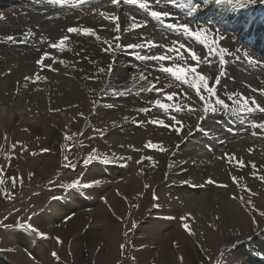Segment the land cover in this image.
I'll return each mask as SVG.
<instances>
[{
    "label": "rangeland",
    "instance_id": "rangeland-1",
    "mask_svg": "<svg viewBox=\"0 0 264 264\" xmlns=\"http://www.w3.org/2000/svg\"><path fill=\"white\" fill-rule=\"evenodd\" d=\"M105 1L111 4V0ZM102 2L104 0H86L83 3L74 0L73 3L57 5L52 3V0H32L30 3L31 12L35 10L37 14L42 16L41 20L47 21V24L51 25L54 31L50 30L42 22H30V18H26L23 20L25 25L22 27L25 35L17 34L14 36L23 41H25L24 38L27 40L24 43H20V40H18L13 42V44H8L20 48L22 46L33 47L39 54L33 60L34 70L27 76L40 74L46 79L37 81L38 84L35 82L36 85L29 81L30 85L33 84L36 88L40 86L39 89L41 90L43 89L41 85L45 86L54 83L63 88L61 98L66 94L68 95L61 100L62 102L56 98L48 97L46 104L30 103L23 95L21 87L26 83L24 77H21L24 83L17 82L15 83L17 88H14L13 91L10 90L9 103H25L31 107L32 114L29 112V114L11 116L9 121V124H12L11 127L3 126L4 123H7L6 116L0 117V169H2L0 171V179L4 180V184L0 185V264H4L7 261V254L3 251L5 248H2L1 244L6 237L11 235L21 241L19 246H23V249L26 248L28 250L29 258L33 264H50V262L52 264L55 260L60 262V264H76V261H78V264H96L97 261L92 258L90 252V245L98 235L96 231L100 229L93 227L91 218L81 229L80 234H86L85 231L89 227V229L92 228L93 230L91 235L94 238L89 241L86 239L87 235H85L86 237L84 236V239L80 240V247L75 245L77 246H74L75 249L71 248L70 243L75 238L70 235L71 237L69 236L66 249L62 251L63 253L55 252L53 244L58 241L55 235H57V231L61 230L62 224L67 223L71 217L75 218V215L79 214L78 211L86 207L85 211H90L88 209L92 206L85 205L81 207L74 203V199L77 198L86 204L93 200L89 193L95 189L94 187L103 186L102 190L104 193L111 189V180H87L93 170H102L105 174L108 173L107 175L109 176V169H114L115 172L122 174L121 172H125L129 166H133L137 173L143 174L145 180L143 181L142 192L140 194H132L134 196L131 195L129 197L132 200L127 204L125 218H117L122 226L120 239L121 245H124V247L121 248V245L119 246L118 260H115L112 264H152L151 257L139 260L137 255L142 246L139 249L138 245H135V239L145 238L144 240H147V236L141 234L140 225H147L148 222L154 221H166V224H160L159 234H163L164 231H169L172 228H180L186 231L185 233H188L192 241L191 244L197 251V259L195 256L197 264H230L227 262L232 258H230V255L235 254L233 252L236 251V247H243L247 250L249 247L246 246V243L252 242L256 237L258 238L260 236L259 233L264 234V216L260 215L261 212H264V181L259 179V176L264 174V133L251 126L252 121H264V113L256 112L249 116H244L243 114L232 115L230 112L218 111L204 114V102L199 99L194 89L175 80L170 74L162 73L159 70L160 61L142 58L159 54L173 55L175 57L176 53L170 52V49L172 47L178 48L180 44H183L184 48L180 50V54L183 55V52L188 57L183 55L184 60H175V63H187L197 66L198 71L202 73L206 72V68L211 71L215 66V62L218 65L220 64L219 59L212 62L214 59L213 56L209 57L208 49L200 44L201 48H198L194 37L185 36L182 30L180 32L172 31L165 25L167 23L179 25L182 22H187L190 27L207 22L219 28L220 20L224 19V23H227L226 25H228L229 21H227V17L219 19L220 15L217 16V14L208 16V7L206 9L198 8L196 12H191L192 6L197 4L198 0H148L149 9L147 10L140 9L138 5L125 3L121 0V3L116 5L118 11L114 13L120 18L121 31L118 34L114 32L115 24L110 20L103 19L104 22L100 20L101 23L85 20L95 8L103 4ZM128 5L132 10H128ZM38 6L42 8H38ZM237 9H245V12H242L244 15L258 14L259 19L248 21V23H255L257 29L258 26H261L260 23L264 22V0L246 3L243 9L241 6L240 8L237 7ZM150 10L166 11L169 15L161 21H156L150 16ZM127 12L129 16L126 14ZM30 13L24 12L23 14ZM11 15L18 17L20 14ZM67 18L71 19V22L65 23L64 27L56 28L57 19L65 21ZM132 18L143 24L145 28L143 26L135 29L136 31L129 30L125 32L122 26L133 22ZM145 21L147 22L146 24ZM108 22L111 25L113 24L111 28H109ZM121 22H124V24ZM70 26L92 27L97 31L101 40L97 41L94 37L68 34L66 29ZM234 28V26L232 29L227 26L223 29L232 36L231 31L236 32L237 29H244L245 27L238 26L236 29ZM133 32H136L135 35L139 37L136 42L131 37ZM258 33L259 31L255 35L243 36L240 40L233 38V41H239L237 43H240H236L234 50L230 52L229 58V67H233L237 72L236 84L241 80L240 83L250 81L239 73V64L246 61L253 62V70L262 72L264 77V40H259ZM62 35H69L65 50L61 52L59 49L50 48V44L57 42ZM116 35H120V40L118 41L120 47L114 48L110 52L103 51L102 49L107 47V45L103 44V40L107 39L114 44L116 43L114 39ZM149 40L154 42L155 47L149 48L147 46V41ZM131 42L146 46L140 49H129L127 44ZM189 49L201 57L199 65H196V62L191 60ZM44 52L57 57L55 62L46 61V63L52 64L56 71H51L47 68L41 70L36 64V61ZM137 52L139 55L134 54ZM59 60H64L65 63L60 64ZM209 60L211 61L210 63ZM163 63L165 66H171L173 61H164ZM110 64L112 67L109 70L108 66ZM99 68H104L106 71L98 73ZM223 70L224 65L213 72V80L210 86L220 87L224 81L229 80V76L232 73L230 69L227 73H223L220 83L216 84L215 77L220 75ZM116 73L118 74L116 75ZM141 74L146 77L145 82L139 79ZM148 81H151L156 88L162 89V91L150 92L146 90L147 93L141 91V88L146 89L150 86ZM72 89L76 92L72 91ZM260 89H264V83L259 86ZM171 93L176 95L172 101H167L165 97ZM204 94L206 95V93ZM250 97H255L257 103L264 107V93L258 91L257 94H253ZM24 98L26 100L23 102L22 99ZM156 99H160L165 103L180 104L181 111L176 112L173 108L165 112L154 105L153 102ZM66 101L69 104L64 106L63 104ZM189 106L195 111H189ZM142 107L149 108L150 112L141 113L139 109ZM172 116L180 120L181 124L176 125L175 121L171 120ZM23 118L30 121L26 125V129L21 128L25 122ZM153 119L157 121L164 120L165 124H171V126L164 127L152 124L149 121ZM34 122L37 124L35 127ZM122 123L127 124V126L121 125ZM177 127L180 129L178 132L174 130ZM187 132L193 134L185 140L184 138L186 137L184 135ZM66 136H71L72 139L66 140ZM193 136L200 138L198 139V144L203 146V150L209 154V161L205 163L202 160L198 162L196 158V160L194 159L198 166H195L196 170L203 168L205 176L202 180L193 179L200 183L189 185V187H186L185 193L193 191L191 197L197 199L204 195V191H208L210 197L216 202L220 201V195H223L222 199L224 200L221 201L228 213L231 214L234 211L241 215L239 218H246L250 223V230L246 231L245 234L248 236L245 239L237 240V242L232 244H222L217 248V251H214L213 245L209 241L211 236L216 234L218 228L215 222L204 219L206 216L199 210V201L186 202L192 205L185 209L182 206L183 204L177 205L172 201L168 191H166L170 189L168 183L171 179L179 174L178 162H181V159L178 155L182 154L180 146L183 142L184 145L189 143L190 138ZM180 138L184 139H182V143H175ZM135 139H137V143H135ZM239 139L241 140L240 146L232 148L230 146L232 142ZM119 140L122 142L117 143ZM148 141L162 144L167 151L160 152L158 149L145 147ZM13 144L17 148L13 149ZM250 149L251 151H249ZM233 153L236 160L243 159L245 167H239L236 160L229 162L226 154ZM37 155L57 156L59 158L58 167L49 168L45 172L33 168L32 173V166L29 165ZM198 155L202 156V153L199 152L195 157H198ZM65 156L69 158L68 161H65ZM89 156H93L94 159L86 165L84 160ZM147 156H151L153 159L137 163L142 157ZM105 159L109 162L105 163ZM252 162L257 165L255 170L251 167ZM69 163L75 165V167H68L67 164ZM218 163L223 167V176L218 170H210V167H215ZM254 171L255 175H253ZM29 173H32V175L29 176ZM162 174L164 179L160 181ZM233 176L238 178V182H233ZM13 177L17 178V186L15 188L11 187ZM152 177H157V181H154ZM21 178L23 180L22 184L19 183ZM110 178H113V176ZM209 179H212L215 183H208ZM95 181H99V183H95ZM73 182L78 183L79 187L70 188L69 185ZM86 184L90 185V187H84ZM171 187H176L178 190L181 188V186L177 185ZM144 201L150 203L143 208L142 204ZM249 201L251 203H248ZM53 203L58 206L68 207V209L66 212L64 210L62 212L59 211L58 216L55 215L54 219L49 222L47 218L42 217L44 214H48V218L52 217L50 206ZM174 209H177L178 212H174ZM113 217L114 215H111L109 221ZM181 217H185V220H182ZM45 220L48 221L47 226L41 227L40 221ZM185 222L189 224L191 231L185 230L183 227ZM29 225L32 227L29 228ZM164 225L167 226L163 227ZM236 230L240 229L237 228ZM40 232L45 235H39L38 233ZM48 237L51 240V244L47 241ZM97 241L94 254L99 251V248L104 243V241L96 238L95 243ZM261 242L264 244V241ZM252 245V247L255 246L256 254L250 255L252 252H247L252 256L256 264H264V249L253 243ZM157 247L159 248L160 246L157 244ZM151 249L155 250V246L146 249L143 252V257H147L146 252ZM64 250L66 251L64 252ZM54 252L58 253L59 259L52 255ZM173 252L176 264H183L182 256L177 252L176 248L173 249ZM65 253L68 255V261L64 260L63 254ZM44 257H48V262H45ZM236 264H238V261ZM241 264H244V262Z\"/></svg>",
    "mask_w": 264,
    "mask_h": 264
},
{
    "label": "bare ground",
    "instance_id": "bare-ground-1",
    "mask_svg": "<svg viewBox=\"0 0 264 264\" xmlns=\"http://www.w3.org/2000/svg\"><path fill=\"white\" fill-rule=\"evenodd\" d=\"M31 1L32 0H0V13L3 14V16L0 17V33H1V36H0V117L6 116V122L8 123V124L4 123V125H3L4 127H11L12 126V124H9L11 116L29 114V112L31 113V109H30L31 107L30 106L26 105L25 103L20 104L19 102L17 104H13V103L10 104L8 98L11 97L10 90L13 91L14 88H17V87H15V83H17V82L18 83H24L22 81L21 77H25V76L29 75V73L32 70H34L33 69L34 68L33 60H35V58H37L39 55L37 53V51H35V48H33V47H29V46L23 47L22 46V48H20V47H17L15 45L14 46L8 45L11 43L13 44V42H8V41L4 40V36H8V35L14 36L17 34L25 35L23 33L24 30L22 27L25 25V22H23V20H25L26 18H30V20H29L30 22H34V21L42 22L43 24H46L50 30L54 31L52 29L51 25L47 24V21L41 20L42 16L37 14L35 12V10H32V12H31V7H30ZM163 1H166V0H163ZM102 3L103 4L100 7L95 8L94 11L92 12V14L89 15L88 17H86L85 20H90L92 22L96 21L98 23H101L100 20L103 21V19H105L103 16L100 15L101 12L111 15V14H114L115 12L118 11L116 6H113L112 4L107 3L105 0ZM198 3L201 4L200 8H202V9H206L208 7L207 8V15L208 16L209 15L213 16L214 14H217V16L220 15L219 19L227 17V21H229L228 25H226L227 23H224V19L220 20L221 23L218 24L219 28H217L218 26L210 25L207 22L201 23L199 25L190 26V29H192L193 31H198V30L203 31L206 29L207 31L205 34L207 35L210 42L212 40L216 41L217 49L224 48V49L228 50L226 55H225V59H226L227 63L224 65L223 73H227L229 69L231 70L232 73L229 76V80L224 81L222 83V86L215 87L216 91H217V96L221 99H224L226 103L231 105L232 102L229 101L227 99V97H228V95H230L234 92L235 93H242L243 95H245L247 97H250L253 94H257V92L259 90V86L264 83V77H263L262 72L253 70V66H254L253 62L246 61L245 63H241L238 66L239 67V73L241 75H244L243 77H246L250 81L240 83L242 81L241 80L238 84H236L237 72L234 70L233 67H229L230 66V59L229 58H230V52L232 50H234L236 43L239 42V41H233V38L235 40H240L243 36L255 35L259 31V33H258L259 40H264V22L260 23L261 26H258V29H257V25L255 23H252V22L248 23V21H250L251 19H259V15L256 13L244 15L242 12H245V10L237 9V7L240 8V4L246 5L247 0H240L239 4L236 3V0H233V3H229L228 0H208L207 3H205L204 0H198ZM257 4H259V3H257ZM6 6L8 9L6 8ZM40 7L41 6H38V8H40ZM127 8H129L128 10H132L129 7V5ZM242 9H243V7H242ZM48 10H49V8H48ZM134 11H136V10H134ZM24 12H29V13L31 12V13L30 14H23ZM11 14H20V15L18 17H13ZM126 14L129 16L128 12ZM4 18H6V19H4ZM122 18H124V17H122ZM125 20H123V21H125ZM232 21H233V23H232L233 25L231 24ZM68 22H71V19L67 18V20H65V21L57 19L56 28L57 27H64L65 23H68ZM109 22H108V26H109V28H111V26L113 24L111 25ZM125 22H127V21H125ZM121 23L124 24V22H121ZM182 23H184V22H182ZM257 24H258V22H257ZM93 25L95 26V24H93ZM128 25L129 24L126 23V25L122 26V29L124 30L125 28H128ZM227 26H229L231 29L233 28V26L235 27L234 29H236L238 26L245 27V28L244 29H242V28L237 29L236 32L231 31V34H232V36H231L230 34L226 33L225 30L223 29L224 27H227ZM144 28H145V26H144ZM129 34H131V33H129ZM135 34H136V32H133V34H131V37H132V40H134L136 42L139 40V37L136 36ZM21 38L23 39V37H21ZM226 39H227V41H225ZM18 40H20V39L17 38V41ZM24 40L26 41L27 39L24 38ZM2 41H4V42H2ZM197 43H196L197 47L201 48L199 46V43L198 44ZM237 44H240V43H237ZM123 46H124V44H123ZM241 46H242V42H241ZM238 47H240V46L238 45ZM151 51H152V49H151ZM182 54L185 55V57H188L187 54H184L183 52H182ZM212 56L214 59V60H212V62H215L217 59H219L218 54L212 55ZM220 67H221V65L220 64L218 65L215 62V66H214V68L211 69V71L207 68L205 69L206 72H204L203 74H205L209 77L210 83H212V80H213V72L218 70ZM117 74L118 73H116V75ZM33 76H34V74H33ZM60 83H61V81H60ZM36 84H38V82H36ZM246 84H248V86H246ZM35 85H33V84L30 85V82H29L27 88H25L24 85L21 86L22 91H23V95L25 96V98H27L28 102L33 103V104H39V105L46 104V102H47L46 100L48 99V97L56 98L59 101H61L62 99H65L66 96L68 95V94H66L64 97L61 98L63 88L62 87L60 88V86H57L54 83H52V84L50 83V85L47 84L45 86L41 85L43 87V89H41V90L39 89L40 86H37V88H36ZM223 85H225V86H223ZM115 87H114V89H115ZM254 90H256V91H254ZM72 91H75V90L72 89ZM145 92H146V90H145ZM137 96H135V97L137 98ZM142 96H144V95H142ZM25 98L22 99L23 102H24V100H26ZM216 98L217 97L211 98L213 103L215 102ZM68 104H69V102L66 101V103L63 105L67 106ZM249 115H251V114H248L246 116H249ZM244 116H242V117H244ZM23 120L25 122L22 124L21 128L26 129V125L30 121L28 119H25V118H23ZM243 122H244V120H243ZM210 123H211V121H210ZM210 123H209V126H210ZM245 124H246V122H245ZM35 125H37V124H35V122H34V127H35ZM121 125L127 126V124L125 125L123 123ZM201 126H202V123H201ZM36 128H37V126H36ZM126 131H127V129H126ZM192 134L193 133H191V132L185 133L184 136L186 138H184V139L187 140L189 138V136ZM18 138H20V137H18ZM205 138L207 139V137H205ZM180 139H177L175 141V143H177V142L182 143V141L184 139L183 138H180ZM198 139H200L198 136L196 138H195V136H193L192 138H190L189 143H186L184 145L183 144L184 142H183L181 144L180 152L182 154L178 155V156L181 159V162L182 161L184 162V165H183V162H182V164H181V162H178L179 174H177V176L173 177L169 183L167 182L169 184L170 189H168L166 191H168L170 197L172 198V201H174L177 205L183 204L182 206L185 209H188V207L192 205V204H187L186 202H191V201H195V200L199 201V205H198L199 210L202 212V214H204V216H206V218H204V219H206V221L215 222V224L218 228V230H216V234L214 236H211L210 241H209V243L211 245H213L214 251L215 250L217 251V248L222 244H228V243L232 244V243L237 242V240L245 239L246 236H248L245 234L246 231L250 230V226H249L250 223L248 222V220L246 218L245 219L239 218V216H241V215H239L238 213H236L234 211H232L231 214L228 213V211L224 207L223 202L221 201V200H224V199H222L224 197L223 195H220V198H219L220 201L216 202L212 199V197H210V193L208 191H204L205 192L204 195H201L197 199H194L193 197H191L193 194V191H190V193H185L186 187H189V185L192 186L194 184L200 183L199 181L196 182L193 179L202 180V178L205 176V174H204L205 171L203 168H201V169L199 168L200 170H196L195 166L196 167H198V166H197V163L195 160L197 159L198 162L202 160L205 163L209 161L208 160L209 154H207L203 150V146H200L198 144ZM20 141H19V143H20ZM121 142L122 141L119 140L117 143H121ZM117 143H115V144H117ZM135 143H137V139H135ZM240 144H241V140L239 139V140H236L235 142H232V144L230 146L232 148H234L235 146H240ZM185 146H187V147H185ZM172 147H173V145H172ZM199 152L202 153V156L198 155V157H195V156H197V154ZM167 155H168V153H167ZM54 156H51V157L45 156V155L35 156V158L33 159V162L31 161V163L29 165V166H32L31 167L32 173H33V168H35V170H41V172H45L49 168L58 167L59 158L57 156H55V157ZM109 170H110L109 176L110 177L113 176V178H110L107 175L108 173L105 174L104 171H102V170H93V172H91V174L87 180H89V181L98 180V179H107V181L111 180L110 181L111 185H112L111 189H109L107 192L104 193L102 190L103 186L94 187L95 189L91 190L89 193L92 196L93 200L89 201V203L87 202L86 204L83 201L78 200L77 198L74 199V203L80 205L81 207H83L85 205H90L92 207H90L88 209V210H90L89 212L85 211L87 207L85 209L78 211L79 214L75 215L76 216L75 218L71 217V219H69V220L67 219L68 220L67 223L62 224L61 230L57 231V235H55L56 238H59V240L55 241L53 244L55 252H57V251L62 252L63 249H66L67 241H68L70 235H72V237L75 238L70 243V246L72 249L73 248L75 249V247H77L75 245H78L80 247V240L84 239L85 235H87V237L85 236L86 239H88L89 241H92V239L94 238L93 235H91L92 231H93L92 228L89 229V227H88L87 230L85 231L86 234H80L81 229L87 224V222L89 221V218H91V222L93 223V227H98L100 229V230L96 231V233L98 235L94 238V241H92L91 245H90L91 246L90 252L92 254V258L97 261L96 264H112V262H114L115 260H118V255L120 252L119 246L122 244L121 239H120V237H121L120 233L122 232V230H121L122 226H121V223L118 222L117 218H119V219L125 218L126 211H127V204L130 202V200H132V199H129V197H131L132 194H140L142 192L141 189L143 186V181L145 180V176L141 173H137V171L134 170L133 166H129L128 168H126L125 172H121L122 174L115 172L114 169H109ZM210 170H218V172L221 173L223 176V167L219 163L215 167H210ZM162 171L164 172L163 169H162ZM247 172H248V170H247ZM262 175H264V174H262ZM152 178L154 181H157V179H156L157 177L156 178L152 177ZM163 179H164V175L162 174V176H160V181H162ZM106 183H108V182H106ZM146 184H147V180H146ZM176 185L181 186V188H179V190H178L176 187H171V186H176ZM132 196H134V195H132ZM149 203L150 202L144 201L142 204L143 208L148 206ZM50 208H51L50 212L52 213L51 214L52 217L48 218V216H47L48 214H44V216L42 217V218H47L49 222H51V220L54 219V216L57 215L59 211L62 212L64 210L66 212L68 209V207H63L60 205L58 206L55 203H53L50 206ZM68 212H70V211L68 210ZM174 212L177 213L178 212L177 209H174ZM159 213H161V212H159ZM111 215H114V217L112 218L111 221H109V218ZM86 218H88V219H86ZM46 221L47 220L40 221V223L42 225L41 227L47 226L48 221L47 222ZM160 224H166V221L165 222H162V221L161 222H155L154 221V222H148L147 225L146 224L140 225L139 229L142 231L141 234H143V236H147V240H144L145 238H142V239L136 238L135 239V245H138L139 249L142 246V249H140L138 251V255H137L139 260H141L142 258L151 257L152 258V264H176L175 255L173 252V249L176 248L177 252L180 253V255L182 256V259L184 262L183 264H197L196 259H197L198 254H197V251L195 250V248L193 247V245L191 244L192 241L190 240L188 233H185L186 231H183V229L181 230L180 228L179 229L172 228L169 231L168 230L164 231L163 234H159L158 231L161 228ZM166 226L167 225H164L163 227H166ZM262 226H263V224H262ZM237 228H239L240 230H236ZM259 234H260V236L258 238L256 237L252 240V242L246 243V246L249 247V248H247V250H245L243 247H236V251L233 252L235 254L230 255V258L231 257L232 258L227 263L236 264V262L238 261V264H241L242 262H244V264L245 263L246 264H256V262L254 261V259L250 255L256 254V249L254 248L255 246L252 247L253 246L252 243L257 245L258 247L264 249V244L261 242V241H264V234L263 233H259ZM96 238L98 240L104 241V243L102 244V247L99 248V251H97V253L94 254V251H95L94 249L96 247V244L98 243V241L95 243ZM47 241H48V243L51 244V240H49V237L47 238ZM62 242H63V244H62ZM19 243H21V241L17 240V238L13 235L8 236V237H6L5 240H3L1 245H2V248H5L3 251H5L7 254V256H6L7 261L4 264H33L31 259L29 258V255H28L29 252H27L28 250H26V248L23 249V246H19ZM157 244L160 246L159 248L157 247ZM153 246H155V250L151 249L149 252H146L147 257H143L144 256L143 252H145L146 249H150ZM65 251L66 250H64V252ZM247 251L252 252V253H250V255H249V253ZM93 254H94V257H93ZM63 256H64V260L68 261V255L65 253V254H63ZM195 256H196V259H195ZM45 262H48V257L45 258ZM76 262H77L76 264H78V261H76ZM79 262H81V261H79ZM50 264H51V262H50ZM52 264H60V262L55 260V261H53Z\"/></svg>",
    "mask_w": 264,
    "mask_h": 264
},
{
    "label": "snow or ice",
    "instance_id": "snow-or-ice-1",
    "mask_svg": "<svg viewBox=\"0 0 264 264\" xmlns=\"http://www.w3.org/2000/svg\"><path fill=\"white\" fill-rule=\"evenodd\" d=\"M74 0H52V3H55L57 5H65V4H69V3H73ZM79 3H83L86 2V0H78ZM123 2L125 3H130L133 5H138L140 9H149V2L148 0H123ZM205 3L208 2V0H204ZM229 3H233V0H228ZM256 2V0H247V4L248 3H254ZM119 3H121V0H111V4L113 6L118 5ZM236 3H240V0H236ZM201 4L197 3L195 5L192 6L191 8V12H196L198 10V8H200ZM241 7L245 6V4H240ZM150 16L156 20V21H161L163 20L164 17L168 16L169 13L166 11H158V10H150L149 12ZM101 16H103L105 19L110 20L112 22H114L115 27H114V32L115 33H120L121 31V25H120V18L115 15V14H106L101 12L100 13ZM3 14L0 13V17H2ZM133 22H131L128 25V28H125L124 31L128 32L129 30H135L138 28L143 27L144 25L141 24L140 22L135 21V18H132ZM147 22L145 21V24ZM168 29L175 31V32H180L182 30L183 34L185 36L188 37H194L195 41L198 42L200 45L204 46L205 48L208 49V55L209 57L212 55H219V63L221 66L225 65L227 63L226 59H225V55L227 53V49L224 48H219L217 49L216 47V41L212 40L211 42L209 41L206 33V29L203 31H192L190 30L189 24L187 22L181 23L179 25L175 24V23H167L165 25ZM66 32L68 34H76V35H83L86 37H94L97 41L101 40V37L97 34V31L94 30L92 27H79V26H70L66 29ZM115 41L116 43H112L109 40L105 39L103 40V44L107 45V47H104L102 50L105 52H110L113 51L114 48H118L120 47L118 41L120 40V35H116L115 36ZM5 40L8 42H16L17 38L13 35H8L5 37ZM69 40V35H62L61 38H59V40L57 42L51 43L50 44V48L52 49H59L61 52H63L65 50L66 47V42ZM20 43H24L25 41L20 40ZM147 46L149 48L155 47V44L153 41L149 40L147 41ZM127 47L129 49H140L145 47L144 44H140V43H130L127 44ZM184 48L183 44H180L179 47H172L170 49V52L172 53H176V56L174 57L173 55H164V54H159V55H152L150 57H142L144 59H151L153 61H160V65H159V70L162 73H167L170 74L175 80L180 81L182 84L188 85L191 89L195 90L196 95L199 97V99L204 102L203 103V113L204 114H208L209 112L215 113L218 111H225V112H230L232 115H248V114H254L256 112H260V113H264V107L261 106V104L257 103L255 97H247L245 95H243L242 93H232L230 95H228L227 99L229 101L232 102L231 105H229L228 103L225 102L224 99H221L217 96V91L216 88L213 86H210V80L209 77L205 74H203L201 71H198L197 66H193V65H189L187 63L184 64H180V63H175V60H184V56L180 54V50H182ZM190 55H191V60L196 62V65H199L200 63V59L201 57L198 56L196 54V52L191 51V49H189ZM136 55H139V53H134ZM47 60H51L53 62L57 61V57L56 56H51L48 52H44L39 59L36 61V64L41 68V70L47 68L51 71H56V68H54L52 66V64L50 63H46ZM164 61H173L171 66H165V64L163 63ZM60 64H64L65 61L64 60H59L58 61ZM211 61L209 60V63ZM93 63H95L93 61ZM111 64L108 66L109 70L111 69ZM106 70L104 68H99L98 69V73H104ZM223 72H221L220 75H217L215 77V82L216 84H219L222 78ZM46 79L44 76L40 75V74H35L34 76H25L24 77V81L26 82L24 84V87L27 88L28 87V83L29 81H31L32 83H35L37 81H42ZM139 79L141 81L146 80V77L141 74ZM149 83V87L148 88H141V91H155V92H159L162 91V89H158L156 88V86L154 84H152L151 81H148ZM256 91V90H254ZM261 93H264V89H260L258 90ZM206 93V95L204 94ZM176 94L175 93H171L168 94L165 99L167 101H172L174 96ZM212 97H217L215 99V102H212ZM154 105L157 106L158 108L164 110L165 112H168L170 109H175L176 112H180L181 111V105L180 104H171V103H165L162 102L160 99H156L154 102ZM139 111L141 113H149L150 109L147 107H142L139 109ZM189 111H195V109H193L191 106H189ZM172 121H175L176 125H180L181 121L177 120L175 116L171 117ZM152 124H158L160 126H164V127H170L171 124H165L164 120H151L149 121ZM251 126L254 129H259L261 132H264V121H252L251 122ZM175 131H180L179 127L174 129ZM66 140H71L72 137L71 136H66L65 137ZM16 145L13 144L12 148L15 149ZM145 147L150 148V149H158L160 152H166L167 149L165 147H163L162 144H158V143H153L151 141H148L145 145ZM251 151V149L249 150ZM229 162H232L233 160H236L235 154H226ZM65 161H68V157L65 156L64 157ZM94 159L93 156H89L87 159L84 160V163L87 165L89 164L92 160ZM130 159V157H129ZM153 158L151 156H147V157H142L140 161H137V163H142L144 160H148L151 161ZM105 163L109 162L107 159H105L104 161ZM236 163L239 167L243 168L245 167V163L243 161V159H239L236 160ZM68 167H75V165L72 164H67ZM251 167L253 170H255L257 168V165L252 162L251 163ZM0 171H2V169H0ZM255 171L253 172V175H255ZM32 173H29V176H31ZM259 179L261 181H264V175L259 176ZM233 182H238V178L236 176L232 177ZM208 183H215V181H213L212 179H209L207 181ZM19 183H23L22 178L19 180ZM95 183H99V181H95ZM4 184V180L0 179V185ZM17 186V178L13 177L12 178V183H11V187L15 188ZM69 187H79V184L76 182H73L72 184L69 185ZM84 187H90V185H84ZM226 187V185H225ZM7 194V193H5ZM158 199V198H157ZM248 203H251V201H249ZM261 216H264V212L260 213ZM182 220H185V217H181ZM32 226L29 225V228H31ZM183 227L185 228V230L191 231L190 226L187 222H185L183 224ZM33 231H36L35 229H32ZM41 236H44L45 234L40 232L38 233ZM59 240V238H57ZM124 245H121V248H123ZM52 255L54 257H56L57 259H59V257L57 256V254L54 252L52 253Z\"/></svg>",
    "mask_w": 264,
    "mask_h": 264
}]
</instances>
